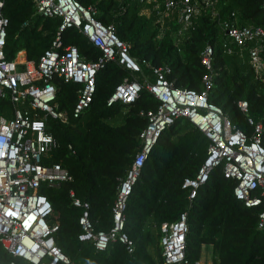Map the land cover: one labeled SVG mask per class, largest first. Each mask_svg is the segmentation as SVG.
<instances>
[{
  "label": "trees",
  "instance_id": "1",
  "mask_svg": "<svg viewBox=\"0 0 264 264\" xmlns=\"http://www.w3.org/2000/svg\"><path fill=\"white\" fill-rule=\"evenodd\" d=\"M80 1L94 5L96 17L104 23H113L118 36L130 44L132 55L146 58L152 65L169 64L168 77L178 86L202 88L201 78L206 69L201 51L207 43L212 44L213 85L209 99L249 134L253 126L238 105L240 99L248 102L247 114L264 123V81L249 63L246 45L231 42L233 52L224 51L221 41L226 34L219 23L220 18L237 10L239 24L264 26V0H219L218 16L203 12L179 40L176 18L160 29L155 13L148 16L141 11V0ZM2 11L9 19L4 45L7 58H13L17 50L24 48L28 58L38 60L51 45L61 18L37 13L33 0H4ZM62 42L63 46L76 44L86 59H96L100 54L99 48L75 26L62 32ZM261 55L264 56V47ZM126 75H130L126 68L108 61L97 71L92 102L82 115L71 117L68 122L47 118V129L60 143L50 159L62 162L71 174L69 180L58 185L43 182L40 186L52 204L50 221L58 222L53 232L55 242L70 257L69 263L59 264H162L160 224L175 220L183 210L188 213L185 264H194L201 258L204 244L212 246L211 264H264V227L257 226L258 212L264 204L246 206L237 198L233 190L236 180L224 175L221 164L211 169L196 196L189 199L182 182L203 163L209 139L182 117L162 131L128 198L124 229L133 239V249L129 251L124 243L113 240L106 249L99 250L92 242L78 239L81 208L73 204L70 189L90 202L95 228L109 229L118 177L125 174L132 162L140 145L139 133L146 125V116L140 111L154 109L159 103L142 86L134 101L107 105V98ZM57 84L58 106L71 112L79 84L63 79H57ZM122 104L127 105L126 110L120 122L114 123ZM12 109L11 101L0 96V115L8 111L11 114ZM261 142L264 145V131ZM68 143L75 153L67 149ZM13 259L17 264H33L0 245V261L10 264Z\"/></svg>",
  "mask_w": 264,
  "mask_h": 264
},
{
  "label": "built area",
  "instance_id": "2",
  "mask_svg": "<svg viewBox=\"0 0 264 264\" xmlns=\"http://www.w3.org/2000/svg\"><path fill=\"white\" fill-rule=\"evenodd\" d=\"M141 1L150 4L157 12L160 29L166 27V19L174 18L171 13L176 10L177 40L194 27L195 20L203 12H210L214 17L219 12V0ZM33 2L37 13L61 18L51 45L38 60L28 58L23 48L17 50L13 58H7L4 45L9 19L2 11L4 0H0V96L13 104L9 117L0 115V243L8 252L33 264L70 262V257L55 242L53 232L58 222L50 221L52 204L40 191L43 182L58 185L71 178L69 169L62 162L50 159L60 143L47 129L46 122L48 117L68 122L71 117L82 115L92 102L97 71L110 60L126 68L131 77L126 75L116 84L107 98V105L116 101H134L142 86L148 88L159 103L154 109L140 111L146 116V125L139 133L140 145L132 162L125 174L118 177L109 229L95 228L90 216V202L70 189L73 204L81 208L79 240L90 241L99 250L106 249L113 240L124 243L129 251L133 249V239L124 229L128 198L160 134L179 117L190 120L209 139L203 163L194 175L186 176L182 182L189 199L196 196L211 169L221 164L224 175L236 180L233 190L237 198L246 206L264 204V145L261 142L264 123L248 115V102L240 99L238 105L253 126L249 134L231 121L219 104L209 99L208 93L213 85L212 44L207 43L201 51V62L206 69L201 78L202 88L178 86L168 77L171 72L169 64L152 65L146 58L132 55L130 44L118 36L113 23H104L96 17L94 5H85L80 0ZM237 14V10H232L227 18H220V26L232 42L247 46L249 63L256 76L264 81V56L261 55L264 26L239 24ZM72 26L99 48L96 59L84 58L74 43L63 46L62 32ZM226 36L221 44L230 54L233 47ZM144 70L152 72L153 80ZM133 71H140L141 79L133 76ZM57 79L79 84L71 112L58 106ZM67 149L75 153L71 143L67 144ZM187 216V210H183L175 220L160 224L162 264L187 263ZM257 226L264 227V207L258 212ZM0 264L3 263L0 261ZM10 264L17 262L13 259ZM194 264H203V260L199 258Z\"/></svg>",
  "mask_w": 264,
  "mask_h": 264
},
{
  "label": "rangeland",
  "instance_id": "3",
  "mask_svg": "<svg viewBox=\"0 0 264 264\" xmlns=\"http://www.w3.org/2000/svg\"><path fill=\"white\" fill-rule=\"evenodd\" d=\"M142 6H143V7H141V11L142 12H143L144 9H146L145 7H150L149 5L146 4V2H142ZM171 14L175 18V16L177 15L176 10L173 9ZM166 20H168V19H166ZM226 37H227V40L229 42L230 41L232 42V39H230L228 36H226ZM144 71H145L146 74H148V78L151 79V80H153L154 76H153L152 72L149 71V70H144ZM132 73H133V76H135L138 79H141L142 73L140 71H133ZM126 106L127 105H125V104H122L120 106V110L118 111V113L115 114L112 122H114V123H119L120 122V120L122 119V116H123V112H124V110H126ZM9 115H10V112L9 111L6 112V117H9ZM0 245L2 246L1 243H0ZM150 249L153 251V249H152L151 246H150ZM211 253H212V246L209 245V244H204L203 245V248H202V254H201V259L203 260V264H210V261H211Z\"/></svg>",
  "mask_w": 264,
  "mask_h": 264
},
{
  "label": "crops",
  "instance_id": "4",
  "mask_svg": "<svg viewBox=\"0 0 264 264\" xmlns=\"http://www.w3.org/2000/svg\"><path fill=\"white\" fill-rule=\"evenodd\" d=\"M147 5H149L151 7L150 4L146 3ZM143 7V6H142ZM150 7H145L146 9L143 10V13H145L146 15L150 16L152 13L157 14V12L155 10H153ZM169 20H166L165 23L168 25ZM24 49V48H23Z\"/></svg>",
  "mask_w": 264,
  "mask_h": 264
},
{
  "label": "water",
  "instance_id": "5",
  "mask_svg": "<svg viewBox=\"0 0 264 264\" xmlns=\"http://www.w3.org/2000/svg\"><path fill=\"white\" fill-rule=\"evenodd\" d=\"M226 32H228V30H226Z\"/></svg>",
  "mask_w": 264,
  "mask_h": 264
}]
</instances>
